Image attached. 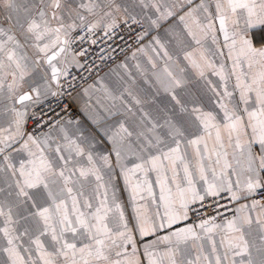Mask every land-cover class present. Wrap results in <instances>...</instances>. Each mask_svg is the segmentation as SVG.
<instances>
[{
	"label": "snow or ice",
	"instance_id": "snow-or-ice-1",
	"mask_svg": "<svg viewBox=\"0 0 264 264\" xmlns=\"http://www.w3.org/2000/svg\"><path fill=\"white\" fill-rule=\"evenodd\" d=\"M0 264H264V0H0Z\"/></svg>",
	"mask_w": 264,
	"mask_h": 264
},
{
	"label": "built area",
	"instance_id": "built-area-1",
	"mask_svg": "<svg viewBox=\"0 0 264 264\" xmlns=\"http://www.w3.org/2000/svg\"><path fill=\"white\" fill-rule=\"evenodd\" d=\"M121 35H124L125 36V41L127 42L125 44L124 41H119L117 40L116 43L117 44H120L122 47H125V50H126V53H130L132 50H134L138 45L135 43V37L134 36H130L129 34L127 33H121ZM128 45H130L131 47L129 48ZM103 46L102 44H98L96 46H93L92 48V51L93 52H98L99 50V47ZM124 53H121L115 62H112L110 61L108 66L104 68L103 72H105L106 70H108L109 67H112L113 65H115L118 61H120L123 57H124ZM101 72V73H103ZM100 73V74H101ZM86 75V74H85ZM95 78V74H93L92 77H89L88 80H87V83H90L93 79ZM86 86V84H85ZM75 116H78L79 115V110L78 108L74 105V113H73ZM32 127L33 125L31 123H29L28 125V130L31 131L32 130ZM236 205H230V207H235Z\"/></svg>",
	"mask_w": 264,
	"mask_h": 264
},
{
	"label": "crops",
	"instance_id": "crops-1",
	"mask_svg": "<svg viewBox=\"0 0 264 264\" xmlns=\"http://www.w3.org/2000/svg\"><path fill=\"white\" fill-rule=\"evenodd\" d=\"M167 25H165V27H166ZM147 39H150V37L149 38H147ZM147 39L144 41V43H147ZM131 53V52H130ZM130 53H128V55H130ZM123 59H124V57L120 60V61H118L117 63H120L121 61H123ZM116 63V64H117ZM115 64V65H116ZM115 65H113L112 67H115ZM108 70H106L105 72H107ZM104 73V72H103ZM103 73H101L100 75H103ZM92 82V81H91ZM90 82V83H91ZM95 95H98V96H102V93H96ZM94 99H95V96H94ZM84 103V101L83 100H80V101H78L77 102V104L75 105L77 108H78V110H79V107H80V105L81 104H83ZM78 118H80L87 126H89V127H92V125L89 123V121L86 119V116H85V114L84 113H81L80 111H79V115L77 116ZM152 179L154 180L155 179V177H154V175H153V177H152ZM117 183H118V187H119V189H120V195H121V198H122V200L125 202V203H127V192L126 191H124L123 189H124V186H123V181H122V179H117ZM156 191H157V194H158V188L156 189ZM245 201H243V200H241L240 201V203H244ZM237 206V205H236ZM127 211H128V214L130 215L131 214V208L129 207L128 209H127ZM146 239H152V237H148V238H146Z\"/></svg>",
	"mask_w": 264,
	"mask_h": 264
}]
</instances>
